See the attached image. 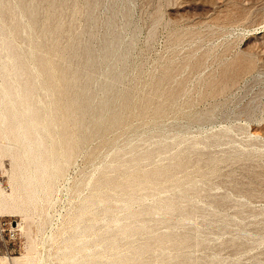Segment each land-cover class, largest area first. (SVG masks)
Segmentation results:
<instances>
[{"label":"rangeland","instance_id":"obj_1","mask_svg":"<svg viewBox=\"0 0 264 264\" xmlns=\"http://www.w3.org/2000/svg\"><path fill=\"white\" fill-rule=\"evenodd\" d=\"M53 1L60 6L56 19ZM30 2L39 8V28L30 38L12 29L10 14L0 24L28 61L44 58L53 73L45 89L54 99L67 94L69 79L60 69L86 73L85 96H101L108 74L122 72L114 104L120 109L123 95L128 103L122 123L69 150L61 134L75 129L58 103L66 123L53 135L65 162L28 210L26 200H8L22 193L15 162L2 149L13 141L0 137V264H81L84 251H99L106 244L101 239L83 245V253L65 240L82 225L75 221L82 202L105 194L121 198V191L99 192L92 183L116 154L121 172L130 170L135 150V159L151 154L142 160L144 172L165 168L180 188L139 193L145 202L131 210L159 207L158 213L124 219L129 211L116 212L129 224L125 229L143 227L118 242L123 252L138 264H264V0ZM55 26L60 32L53 38ZM72 41L78 52L92 50L88 64H97V72L79 60L64 66ZM109 45L116 57L109 56ZM40 98L38 92L36 104L44 109ZM121 172L115 175L120 181L128 174ZM167 203L172 211L162 207Z\"/></svg>","mask_w":264,"mask_h":264},{"label":"bare ground","instance_id":"obj_2","mask_svg":"<svg viewBox=\"0 0 264 264\" xmlns=\"http://www.w3.org/2000/svg\"><path fill=\"white\" fill-rule=\"evenodd\" d=\"M0 3V18L4 14L12 15L14 18L12 29L19 35L30 38L38 30L39 8L37 3L30 2L31 6H28L26 0H15L11 3L0 0ZM51 8L54 19H56L60 6L53 1ZM59 32L60 27L58 26L49 30L53 38L58 37ZM31 45L28 44V52L31 50ZM74 46L75 41H72L70 49L63 52L64 66L79 60L87 66L89 71L97 72L99 68L97 64H88L93 57L92 50L87 48L78 52L74 50ZM108 48L111 50L109 56L116 57L118 50L113 45H109ZM33 61H28L20 48L15 46L7 36L6 28L0 24V137L5 136L13 141L3 146L2 149L4 153L8 152L15 162L14 171L18 174V183L22 193L18 196L17 193L12 192L8 200L12 201V204L16 202L22 204L26 200V210L37 202L41 190L47 193L48 184L59 175L65 162L62 159L66 155L58 152L62 145L55 140L53 135V130L57 125L65 128L66 121L59 116V107L64 106L66 119L73 123L75 129L74 132L66 131L61 134L65 136V149L69 150L73 144L82 145L92 138L100 137L109 128L122 123L124 115L122 111H125L128 103L127 95H123L120 109L114 104V84L121 80L122 72L108 74L101 85V96L94 94L85 96L88 88V85L83 82L87 77L86 73L63 74V69H60L62 79L64 81H67L66 78L69 79L67 94L61 101H56L52 91L49 88L45 89L46 80L50 81L53 77L51 68L46 65L41 56H35ZM38 92L42 93L40 99H43L44 109H40L36 104ZM58 103L61 105L59 106ZM40 112L42 116H39ZM166 146L163 144L159 150H165ZM137 152L135 150L131 155L130 170H126L123 166L121 172L122 156L116 154L114 163L102 167L92 183V187L99 192L121 191V198L116 199L105 194L89 200L88 204H91V207H88L86 202L80 204L75 221L82 225H79L80 227L78 226L79 228L65 242L71 246H78L76 251L80 253H83V245H92L96 239L106 242L99 251H93V249L84 251L87 255L80 258L83 262L81 264H138L137 259L131 258L129 253L122 251V247L126 246L119 245L118 242L130 236L132 233L130 235L129 233L132 230L139 232L143 227L125 229L129 224L122 223L116 212L129 211L125 213L124 219H131L146 213H158L159 207L144 209L140 213L131 210L134 204L143 205L145 202V198L139 193L152 191L155 187L163 190L180 188L177 181H171L166 177L165 168L144 172L142 160H150L151 154L143 159H135ZM120 172L128 173L121 181L115 178V175ZM162 207L167 211L173 210L170 203ZM100 215L105 218H99ZM97 227L104 232L102 236L94 231ZM108 249L109 254L105 255L103 251ZM158 250L162 252L164 249L160 247ZM77 252L73 254V257H77Z\"/></svg>","mask_w":264,"mask_h":264}]
</instances>
